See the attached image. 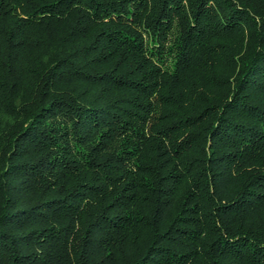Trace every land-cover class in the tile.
<instances>
[{
	"label": "trees",
	"instance_id": "16d2710c",
	"mask_svg": "<svg viewBox=\"0 0 264 264\" xmlns=\"http://www.w3.org/2000/svg\"><path fill=\"white\" fill-rule=\"evenodd\" d=\"M0 264H264V0H0Z\"/></svg>",
	"mask_w": 264,
	"mask_h": 264
}]
</instances>
